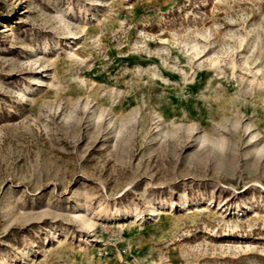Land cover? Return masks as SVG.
I'll return each instance as SVG.
<instances>
[{"label":"rangeland","instance_id":"374dc122","mask_svg":"<svg viewBox=\"0 0 264 264\" xmlns=\"http://www.w3.org/2000/svg\"><path fill=\"white\" fill-rule=\"evenodd\" d=\"M261 185L264 0H0V264H264Z\"/></svg>","mask_w":264,"mask_h":264},{"label":"bare ground","instance_id":"6f19581e","mask_svg":"<svg viewBox=\"0 0 264 264\" xmlns=\"http://www.w3.org/2000/svg\"><path fill=\"white\" fill-rule=\"evenodd\" d=\"M261 187L264 189V186L261 185ZM151 214L152 216L158 215L156 211H151ZM77 218L84 226H86L89 229H92L93 231L95 224L92 221H90L85 215L79 213L77 215Z\"/></svg>","mask_w":264,"mask_h":264}]
</instances>
